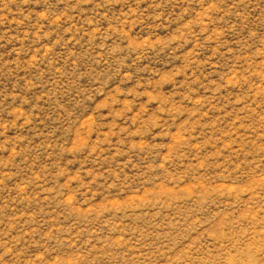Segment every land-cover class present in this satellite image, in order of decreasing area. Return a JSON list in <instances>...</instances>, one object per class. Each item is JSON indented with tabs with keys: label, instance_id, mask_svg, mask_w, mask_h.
<instances>
[{
	"label": "rangeland",
	"instance_id": "374dc122",
	"mask_svg": "<svg viewBox=\"0 0 264 264\" xmlns=\"http://www.w3.org/2000/svg\"><path fill=\"white\" fill-rule=\"evenodd\" d=\"M0 264H264V0H0Z\"/></svg>",
	"mask_w": 264,
	"mask_h": 264
}]
</instances>
